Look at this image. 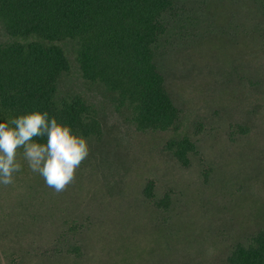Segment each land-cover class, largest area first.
Returning <instances> with one entry per match:
<instances>
[{"label":"rangeland","instance_id":"374dc122","mask_svg":"<svg viewBox=\"0 0 264 264\" xmlns=\"http://www.w3.org/2000/svg\"><path fill=\"white\" fill-rule=\"evenodd\" d=\"M222 1L195 5L193 32L160 58L194 143L187 164L172 133L136 130L85 82L64 44L62 90L98 106L103 131L61 193L18 155L22 171L0 185V264H227L264 232V38L248 0H230L241 12Z\"/></svg>","mask_w":264,"mask_h":264},{"label":"trees","instance_id":"16d2710c","mask_svg":"<svg viewBox=\"0 0 264 264\" xmlns=\"http://www.w3.org/2000/svg\"><path fill=\"white\" fill-rule=\"evenodd\" d=\"M248 1L258 17L257 39L264 38V0ZM209 2L0 0V123L47 111L88 140L100 137L98 106L62 90L63 77L72 71L64 48L68 42L74 45L80 77L96 85L136 130L172 133L168 147L187 164L194 143L180 134L182 111L159 63L168 46L193 32L204 14L195 5ZM224 3L240 12L245 7L242 1ZM36 139L46 143V137ZM227 264H264V232L236 244Z\"/></svg>","mask_w":264,"mask_h":264},{"label":"clouds","instance_id":"9594fccd","mask_svg":"<svg viewBox=\"0 0 264 264\" xmlns=\"http://www.w3.org/2000/svg\"><path fill=\"white\" fill-rule=\"evenodd\" d=\"M46 143L36 138H45ZM89 140L76 134L47 111L22 114L0 123V185H13L23 169L22 153L29 169L43 177L56 193L76 182L78 171L90 155Z\"/></svg>","mask_w":264,"mask_h":264}]
</instances>
